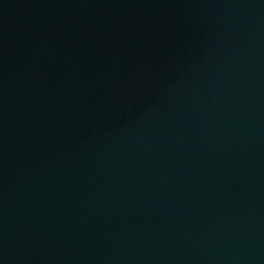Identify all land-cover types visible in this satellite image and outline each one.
<instances>
[{"label": "water", "instance_id": "obj_1", "mask_svg": "<svg viewBox=\"0 0 264 264\" xmlns=\"http://www.w3.org/2000/svg\"><path fill=\"white\" fill-rule=\"evenodd\" d=\"M0 264H264V0L2 17Z\"/></svg>", "mask_w": 264, "mask_h": 264}]
</instances>
